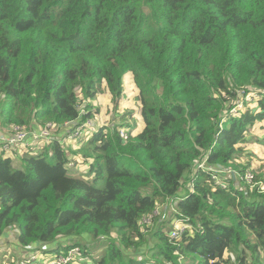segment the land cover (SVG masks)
Returning <instances> with one entry per match:
<instances>
[{
	"label": "trees",
	"instance_id": "16d2710c",
	"mask_svg": "<svg viewBox=\"0 0 264 264\" xmlns=\"http://www.w3.org/2000/svg\"><path fill=\"white\" fill-rule=\"evenodd\" d=\"M128 72L144 128L96 127L93 101L107 88L118 115ZM248 85L264 89V0H0V123L57 127L18 165L0 155V235L17 229L22 247L50 254L79 245L93 264H264V190L237 163L264 98L222 119ZM81 127L90 134L74 149L63 138ZM77 159L85 173L69 166ZM227 168L224 186L213 175ZM184 181L193 189L178 195ZM171 199L193 229L176 241L161 214L143 225ZM89 237L108 242L101 257Z\"/></svg>",
	"mask_w": 264,
	"mask_h": 264
},
{
	"label": "built area",
	"instance_id": "2783aa9c",
	"mask_svg": "<svg viewBox=\"0 0 264 264\" xmlns=\"http://www.w3.org/2000/svg\"><path fill=\"white\" fill-rule=\"evenodd\" d=\"M264 98V89L248 85L243 88L237 90V95L228 102L226 109L223 112L222 119L224 116H232L237 117L241 113L247 110L259 111L261 99ZM85 126L92 132L95 130L94 126L90 121H88ZM91 126V127H90ZM78 128L71 136L73 137H80L81 131L82 133H88L87 128L82 129ZM57 129L52 123H48L44 128H41L39 131L36 130H27L17 126H12L11 128H5L0 123V147L1 150L4 152H9L11 155H17L22 153L23 150H28L31 148L34 149L35 146L39 144H48L49 139L52 135V132ZM127 132L122 131V136L125 138L127 137ZM70 138V137H69ZM21 149V150H19ZM69 163L70 167L76 166L78 162L75 160H70ZM78 161V159H77ZM196 167L203 166L205 167V160L203 161H196ZM214 178L217 183L223 184L226 186V179L230 174L234 176V171L230 169L221 170V169H214ZM222 174V175H221ZM221 175V176H219ZM251 183H255V174L251 171L247 172L246 178ZM253 181V182H252ZM263 189V185L260 187ZM264 190V189H263ZM171 204L174 202V199L169 201ZM177 202V200L175 201ZM171 211L173 216L176 215L175 219V228L170 232V240L176 241L182 232L186 229H189L190 232H193V229L190 226L188 218L183 217L182 215L178 214V211L175 209V205L173 204L171 207ZM171 213V214H172ZM160 212L158 209L154 212V214H150L143 218V223L147 225H151L154 219V215H159ZM172 217V216H171ZM10 251L7 252V255ZM264 254V252H263ZM183 259V258H182ZM181 259V260H182ZM180 260V261H181ZM214 260H210L212 263ZM220 264H227L224 260H218ZM8 263L7 260L0 261V264ZM16 264H93V261L84 254L81 246L79 245H72L69 249L62 250L59 254H49V252H45L42 250L32 249V251H28L22 254L19 259L16 260ZM169 264V263H166Z\"/></svg>",
	"mask_w": 264,
	"mask_h": 264
},
{
	"label": "rangeland",
	"instance_id": "374dc122",
	"mask_svg": "<svg viewBox=\"0 0 264 264\" xmlns=\"http://www.w3.org/2000/svg\"><path fill=\"white\" fill-rule=\"evenodd\" d=\"M124 88H125V98L123 100V103L121 105V108L119 110L118 115L114 114V112H113V105L111 103V95H110L107 88L105 89L104 92H101V94L99 95V97L97 99H95L93 101V104L100 107L99 113L96 115V121L98 122L96 127H98L99 125H102V124H111L114 122L127 123V122H133L134 120H136V121H138V125L131 132V134L134 135V134H136V132L141 131V130H139V127L142 126V125H140V123L142 122V116H141L140 107H139L140 102L138 100L139 89L134 82L133 74L131 72H128L125 76ZM130 111H132L133 113L129 114ZM123 114L126 115L124 121L122 120V117H118V116H123ZM124 129H127V128H124ZM261 130L262 131L257 133V135L259 136L258 140L253 139L254 141H252V142H249V143L244 142V143L240 144V146L242 145L241 147L243 148V151L237 157V163L247 166L248 167L247 172L251 171L255 175H259V176L264 178V126ZM55 131H57V129H55L54 132ZM81 135H83L82 139H84V136H87V135H85V133H82V131H81ZM75 138L76 137H73V135L70 136V144L73 145L74 147L77 146V142H78ZM248 138H249V136H248ZM64 139H66V138H64ZM78 140H79V138H78ZM66 141L67 140H65V142ZM41 145H44V144H41ZM41 148L42 147L37 145L34 147L33 150L36 151V150L41 149ZM19 150H21V149H19ZM28 150H31V148H29ZM1 156H9V157L13 158L14 160L16 159V155H11L9 152H4V154L3 155L1 154ZM70 157H73V156H70ZM15 162H16V165L19 164L18 157L15 160ZM77 162L78 163L76 164V166H77V168H79L78 173H85V171L88 168V165L86 163H83L81 161V159H78ZM245 180L247 183H251L247 179H245ZM255 183L257 184V183H262V182H256L255 181ZM186 186L187 187L190 186V188L193 189V185L190 184V181L189 182L184 181L183 185H182V189H185ZM263 189H264V184H263ZM170 213H172V211H170ZM161 215H162V213H161ZM175 219H176V215L173 216V213H172L170 215V218L166 220L167 223L164 224V226L166 227L167 236L169 238H170V235H169L170 232L175 228ZM159 220H160V218H159ZM143 225L145 226V229L147 226L149 228H153V229L155 228L154 223H152L151 225H147V224L143 223ZM155 226H157V223ZM14 230L15 229H13V228L10 230L11 235L13 236V239H14V235H15ZM114 236L116 237L115 233H114ZM115 239H117V238H115ZM180 239H181V235L177 240H180ZM87 242H91L90 243L91 249H89L87 247V250L91 252L92 259H94V257H96V258L101 257L103 255V253L105 252V249H107V247H108L107 241L98 242L96 240H93L91 237H89L88 240H84V243H87ZM13 246L14 245H12V247ZM87 246H88V244H87ZM36 249L51 251L50 247L48 249H46L43 246H36ZM8 251H10V250L6 247V245H0V261L7 259L10 256L7 260L9 262H11V261L16 262V260L18 259L17 256L15 255L16 253H13V251L12 252L10 251L9 256H7ZM50 253L51 252H49V254ZM136 254L139 255L138 256L139 258H145L146 257L147 260H150L152 258L153 252H152V250L150 251V248H148V250L146 252H144V254H142V251H137ZM183 259H184V257H183ZM183 259L181 260L183 264L188 263L187 261H183Z\"/></svg>",
	"mask_w": 264,
	"mask_h": 264
},
{
	"label": "crops",
	"instance_id": "0c3cea01",
	"mask_svg": "<svg viewBox=\"0 0 264 264\" xmlns=\"http://www.w3.org/2000/svg\"><path fill=\"white\" fill-rule=\"evenodd\" d=\"M139 95V94H138ZM140 105V104H139ZM140 107V106H139ZM140 125H142V126H140L139 127V130H142L143 128H144V123H143V121L140 123ZM263 126H264V120H262V121H258V122H256L255 123V125H254V127L252 128V130L250 131V133H249V139H248V143L249 142H252V141H254L253 139H255V140H258V138H259V136L257 135V133H259L260 131H262L261 129L263 128ZM32 130H33V128H32ZM40 130V127H38V129H36V131H39ZM138 132H136V134H137ZM135 135V134H134ZM65 140H67L66 142H68L67 144L68 145H70V147L72 146L74 149L75 148H78L79 146H81V144L82 143H79V141L77 142V146L76 147H74L73 145H71L70 144V139H64L63 138V141L65 142ZM39 146L40 147H44V145H41V144H39ZM3 155L4 154V151L3 150H1V147H0V155ZM72 158H74V157H72ZM262 180L263 181H259V182H262V184H261V186L264 184V179H263V177H262ZM191 185H192V183H190ZM181 189H182V187H181ZM180 189V192L178 193V195H183V194H185L188 190H190V189H192V188H190V186L189 187H185V189H182L181 190ZM177 199H175L174 200V202L171 204L169 201L168 202H164V203H160V204H157V208L156 209H158V211L160 212V214L162 213V215H159L158 217H162V219H169L170 218V215H171V213H170V211H171V207H172V205L173 204H176L177 202H175ZM178 201V200H177ZM154 227H155V223H154ZM15 232H14V239H13V236L11 235V232H10V230L8 231H6L3 235H0V245H6V247L12 252L13 251V253H16L15 255L17 256V258L19 259V257L22 255V254H24V253H26V252H28V251H32V249L33 248H35L36 246H37V244L36 245H32V246H30V247H28V248H24V247H22L20 244H19V242H18V230L17 229H15L14 230ZM12 245H14L13 247H12ZM38 246H43L44 248H46V249H48L49 247L51 248V250L53 249V248H55L56 246H50V245H48V244H38ZM89 246H90V243H89ZM42 248V247H41ZM89 249H91V248H89ZM17 250V251H16ZM34 250V249H33ZM37 250H42V249H37ZM42 251H45L46 252V250H42ZM7 256H9V254L7 255ZM10 257V256H9ZM8 257V258H9ZM7 258V259H8ZM7 259H4V260H7ZM8 261V260H7ZM9 262V261H8Z\"/></svg>",
	"mask_w": 264,
	"mask_h": 264
},
{
	"label": "clouds",
	"instance_id": "9594fccd",
	"mask_svg": "<svg viewBox=\"0 0 264 264\" xmlns=\"http://www.w3.org/2000/svg\"><path fill=\"white\" fill-rule=\"evenodd\" d=\"M33 249H36V247H35V248H33Z\"/></svg>",
	"mask_w": 264,
	"mask_h": 264
}]
</instances>
